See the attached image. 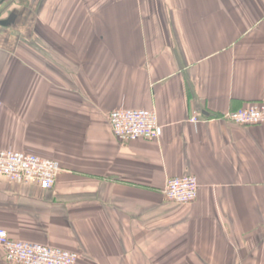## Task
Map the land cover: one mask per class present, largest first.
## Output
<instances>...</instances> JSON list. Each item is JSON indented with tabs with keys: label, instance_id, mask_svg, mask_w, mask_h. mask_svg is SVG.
<instances>
[{
	"label": "crops",
	"instance_id": "0c3cea01",
	"mask_svg": "<svg viewBox=\"0 0 264 264\" xmlns=\"http://www.w3.org/2000/svg\"><path fill=\"white\" fill-rule=\"evenodd\" d=\"M0 100V147L61 164L51 189L0 179L12 238L78 264H264V124L227 116L264 101V0H3ZM124 107L161 136L119 140ZM187 174L196 200H168Z\"/></svg>",
	"mask_w": 264,
	"mask_h": 264
},
{
	"label": "built area",
	"instance_id": "2783aa9c",
	"mask_svg": "<svg viewBox=\"0 0 264 264\" xmlns=\"http://www.w3.org/2000/svg\"><path fill=\"white\" fill-rule=\"evenodd\" d=\"M1 108L0 100V114ZM227 116L236 124H264V101L253 102L229 112ZM108 120L114 135L122 142L140 138L157 139L162 133L155 109L116 108L110 112ZM192 121L196 122L198 118L193 117ZM60 171L61 164L54 158L0 147V179L51 189ZM198 192V178L193 174L171 177L164 187L165 197L179 204L194 202ZM0 247L11 264H78L80 259L79 253L69 249L12 238L3 228H0Z\"/></svg>",
	"mask_w": 264,
	"mask_h": 264
},
{
	"label": "water",
	"instance_id": "95a60500",
	"mask_svg": "<svg viewBox=\"0 0 264 264\" xmlns=\"http://www.w3.org/2000/svg\"><path fill=\"white\" fill-rule=\"evenodd\" d=\"M3 2V0H0V4Z\"/></svg>",
	"mask_w": 264,
	"mask_h": 264
},
{
	"label": "rangeland",
	"instance_id": "374dc122",
	"mask_svg": "<svg viewBox=\"0 0 264 264\" xmlns=\"http://www.w3.org/2000/svg\"><path fill=\"white\" fill-rule=\"evenodd\" d=\"M79 263V262H78Z\"/></svg>",
	"mask_w": 264,
	"mask_h": 264
}]
</instances>
